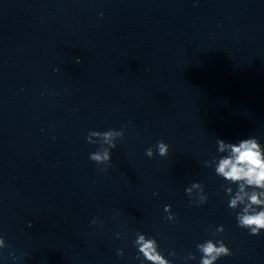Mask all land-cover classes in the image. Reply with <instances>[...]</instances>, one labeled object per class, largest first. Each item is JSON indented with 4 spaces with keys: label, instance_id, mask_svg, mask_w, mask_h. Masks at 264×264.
<instances>
[{
    "label": "water",
    "instance_id": "1",
    "mask_svg": "<svg viewBox=\"0 0 264 264\" xmlns=\"http://www.w3.org/2000/svg\"><path fill=\"white\" fill-rule=\"evenodd\" d=\"M109 129L105 167L86 136ZM248 136L264 145V0H0V264H141L137 231L171 264L208 239L232 253L216 264H264L204 167Z\"/></svg>",
    "mask_w": 264,
    "mask_h": 264
},
{
    "label": "clouds",
    "instance_id": "2",
    "mask_svg": "<svg viewBox=\"0 0 264 264\" xmlns=\"http://www.w3.org/2000/svg\"><path fill=\"white\" fill-rule=\"evenodd\" d=\"M123 129L107 131H90L86 140L91 144H99L100 147L89 154V160L97 165L108 167L111 161V150L116 148L115 141L122 139ZM217 155L211 156L204 161V167L214 170V174L220 177L225 184H221L225 194L228 196L227 207L236 212L235 220L237 227L247 230L251 236H259L264 232V145L259 142L258 137L248 136L235 142H226L216 138ZM156 154L165 157L168 154V145L162 141H157ZM153 149L149 147L145 150L148 158L153 157ZM231 185H235V190ZM189 206L197 207L206 203L208 197L204 192V186L200 182H193L185 189ZM171 206H164V217L168 222L174 221V214ZM239 209V210H238ZM238 210V211H237ZM94 218L91 224L95 225ZM223 226H218L212 236L223 232ZM116 238L120 234L116 233ZM5 240L0 236V248H4ZM133 246L137 249L135 259L141 264H171L170 260L159 250V244L153 237H146L145 234L137 231ZM197 251L201 254L199 264H216L225 256H230L231 250L223 240L208 239L196 245ZM123 250L117 249L116 255L123 256ZM169 256H174V252H169ZM196 257L189 253L186 259L194 260Z\"/></svg>",
    "mask_w": 264,
    "mask_h": 264
}]
</instances>
